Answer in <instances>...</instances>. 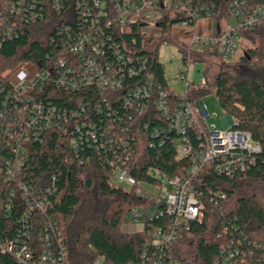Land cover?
<instances>
[{"label": "trees", "instance_id": "1", "mask_svg": "<svg viewBox=\"0 0 264 264\" xmlns=\"http://www.w3.org/2000/svg\"><path fill=\"white\" fill-rule=\"evenodd\" d=\"M185 1L197 10L199 18L212 20L213 42L188 47L172 37L173 26L185 19L176 3L163 11L158 22L159 35L150 38L144 48L138 24L106 27L105 20L94 18L99 41L105 42L102 49L106 57L112 58L114 66L116 50L124 58H133L130 62L123 60L125 67L120 63L119 67L125 69L135 65V57L144 59L143 67L139 65L140 72L132 77L125 75L120 87L113 91L91 85L71 92L55 83L59 69L81 65L80 59L66 52L63 28L75 35L81 26L88 29L93 20L94 15L86 16L76 0L66 1L60 12L47 9L42 19L29 23L16 38L2 43L0 103L6 100V91L10 89L2 74L20 63H31L39 70H46L49 79L43 86L28 91V97L66 116L60 120L62 129L50 128L39 139L28 140L27 157L12 184L15 195L8 214L4 198L7 188L0 177V241L11 239L10 233L27 207L20 198L18 184H22L29 191L45 194L48 201L44 211L31 213V244L39 247V228L44 222L53 224L62 238L63 264H97L99 260L101 264H142L146 258L153 257L154 251L148 244L150 231L167 218L153 219L142 231L123 232L128 213L151 202L148 197L139 196L137 186L123 190L110 186V181L122 165L138 186L154 184L150 171L167 178L183 175L191 160L176 159L177 145L182 137H188L196 146L197 133L193 127L182 133L171 129L156 109L155 100L159 91L163 92L172 112L183 102L193 105L213 92L219 108L231 121V128L248 133L261 151L236 177L218 175L207 164L201 166L202 182L196 186L203 203L202 219L178 234L171 248L172 258L179 264H215L223 253L230 251L238 263L264 264V67L251 68V60L257 55L252 50L235 63L227 61L216 42L222 34L220 21L234 3L239 17L245 11L264 7V0ZM195 22L192 18L190 24L194 26ZM263 25L261 22L252 28H239L238 38L259 35ZM162 45L175 47L185 67L202 63L203 84L189 83L182 94L171 91L159 61ZM60 57L66 62L64 66L56 64ZM213 62L219 66L210 82ZM148 83L151 85L148 99L131 95L133 90ZM70 112H76L75 116L70 117ZM71 140L75 141V147ZM4 151L0 149V166L9 157ZM0 264L16 262L9 253L0 251Z\"/></svg>", "mask_w": 264, "mask_h": 264}, {"label": "built area", "instance_id": "2", "mask_svg": "<svg viewBox=\"0 0 264 264\" xmlns=\"http://www.w3.org/2000/svg\"><path fill=\"white\" fill-rule=\"evenodd\" d=\"M66 1L71 0H0V47L5 41L16 38L29 23L42 19L47 9L52 8L60 12ZM76 1L79 2L76 4L77 6L80 4L86 16L92 14L94 16L91 26L87 27L88 29L81 26L75 35H71L68 28L62 30L67 39L66 52L80 59L81 65L59 69L55 83L58 87L71 92L91 85H96L102 91H113L120 87L125 75L135 76L140 72L139 65H143V57L137 56L134 66L126 69L119 67L120 63L125 67L123 60L130 62L133 58L130 56L124 58L125 56H121L116 50L114 58L117 67L114 66L112 58L106 57L102 49L105 42L99 41V30L94 29L93 26V23L96 24L94 18L105 20L106 27L116 24L121 28L127 23L138 24L142 34V48L147 45L150 38L159 35L158 22L162 18L163 11L171 8L175 3L176 8L184 12L185 19L173 28L191 29L192 18L196 21L201 19L197 10L190 8L185 0H165L163 3L157 0ZM236 4L232 5V10L229 12L234 15L235 25L227 30L220 29L222 34L216 40L224 59L233 56L236 52L239 28L248 29L264 22V7H258L252 12L245 11L237 17ZM213 41V38L205 39L194 34L191 42L186 46L196 47L200 43ZM65 63L60 57L56 64L64 66ZM190 66L186 68L190 69ZM35 70V74L18 87H12L2 78L10 88L6 91V100L0 103V149L9 154L0 166L1 182L7 188L4 197L7 200L5 204L7 214L10 211V201L15 195L12 184L20 175L27 157L28 140L39 139L41 133L50 128L62 129L60 120L66 116L65 113L52 107H45L28 97V91L43 86L49 79L46 70H39L36 67ZM176 79L185 82L186 87L189 85L183 74H179ZM149 86L150 83L148 86L139 87L133 90L131 95L134 98L148 99ZM165 98L166 95L159 91L154 105L167 119L169 127L179 133L193 127L197 133L196 146L192 145L188 137H182L177 145L176 159H190L191 165L183 175L172 178L161 176L157 171H150L155 179L154 184L144 183L138 186L123 165L117 167L114 177L115 181L129 188L137 186L136 192L139 196L148 197L151 202L143 209H132L128 213V221L137 228L136 232L142 231L144 225L153 219L167 218L150 231L148 244L154 254L153 257L146 258L142 264H179L173 260L171 248L178 234L188 230L192 222L200 221L203 215V203L196 186L202 182L199 177L201 166L207 164L218 175L236 177L253 163L254 155L261 151L260 146L252 141L248 133L232 129L231 123L224 129L206 125L210 114L201 102H195L193 105L183 102L176 110L170 112ZM75 114L76 112H70L69 115L74 117ZM213 116L215 117L216 114ZM71 145L75 147L74 140H71ZM18 188L21 191L20 198L25 201L27 207L19 215L15 229L10 233L11 239L0 241V251L9 253L16 264H63L64 246L53 224L44 222L39 228L38 237L41 243L39 247L31 244L33 227L30 216L33 211H44L48 207L47 196L29 191L22 184H18ZM153 189H156L155 193ZM222 255L220 261L215 264H243V262L238 263L234 253L230 251Z\"/></svg>", "mask_w": 264, "mask_h": 264}, {"label": "rangeland", "instance_id": "3", "mask_svg": "<svg viewBox=\"0 0 264 264\" xmlns=\"http://www.w3.org/2000/svg\"><path fill=\"white\" fill-rule=\"evenodd\" d=\"M227 16L231 18V25L233 27L236 23L234 15L232 13H228ZM260 29L261 32L259 35L251 34L245 36L243 39L239 37L236 42L237 48L235 54L226 60L235 63L241 56L252 50L256 51L257 55L251 60V68L259 69L264 67V25ZM159 61L163 65L168 87L174 93L182 94L186 89L185 82L176 79L179 74H183L185 79L191 84L201 85L204 82V65L202 63H194L190 66V69H187L182 63L180 52L173 46L162 45L159 48ZM218 66V64L214 63V65L210 68V82H212V78L216 73ZM35 72V67L31 63H20L15 68L4 72L2 74V78L12 87H18L24 81H28L35 74ZM196 102L204 104L210 114V117L206 120V125L210 127L214 126L217 129H224L231 123L229 118L219 108L217 99L213 92L205 94ZM213 114H216V116L214 117ZM110 186L121 188L123 190L129 189L128 186L118 183L114 179L110 181ZM153 192L155 193L156 189H153ZM122 231L132 233L136 232L137 228L126 220L122 227ZM97 264H101V260H99Z\"/></svg>", "mask_w": 264, "mask_h": 264}, {"label": "crops", "instance_id": "4", "mask_svg": "<svg viewBox=\"0 0 264 264\" xmlns=\"http://www.w3.org/2000/svg\"><path fill=\"white\" fill-rule=\"evenodd\" d=\"M231 18L229 16H225L220 21V29L227 30L232 25ZM200 35L205 39L213 38L214 29L213 22L209 18H201L198 19L195 25L191 29H185L180 27L172 28V37L183 45H188L191 42L192 35Z\"/></svg>", "mask_w": 264, "mask_h": 264}]
</instances>
